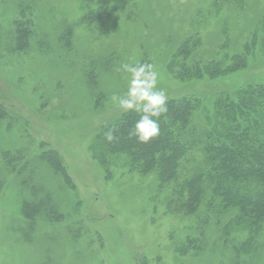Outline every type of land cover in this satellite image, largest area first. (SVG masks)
Listing matches in <instances>:
<instances>
[{"label":"rangeland","instance_id":"rangeland-1","mask_svg":"<svg viewBox=\"0 0 264 264\" xmlns=\"http://www.w3.org/2000/svg\"><path fill=\"white\" fill-rule=\"evenodd\" d=\"M83 4L0 0V264H264V230L237 259L224 224L168 208L173 183L160 189L156 172L101 151L125 114L113 101L127 91L123 63H154L168 100L209 95L220 79L180 80L169 73L174 57L228 67L249 45L247 66L224 77L264 83V0H126L113 20L90 24ZM204 159L192 151L180 181Z\"/></svg>","mask_w":264,"mask_h":264},{"label":"trees","instance_id":"trees-1","mask_svg":"<svg viewBox=\"0 0 264 264\" xmlns=\"http://www.w3.org/2000/svg\"><path fill=\"white\" fill-rule=\"evenodd\" d=\"M83 1V22L88 24L113 20L114 14L128 5L126 0ZM95 1L98 6L90 5ZM261 23L260 49L264 52V16ZM24 27L16 23L14 41L19 49L26 44ZM188 40L179 50L181 57L189 55ZM250 49L246 45L243 52H237L228 67L221 60L187 63L175 56L168 67L171 75L197 83L204 78L220 79L218 90L169 99L168 111L159 119L160 135L146 144L130 135L139 116L134 111L125 113L109 126L116 129V138L109 142L104 136L101 148L102 155H127L131 165L142 168L144 175L156 172L160 189L168 190L165 186L173 183L169 209L188 217L200 212L224 224L223 239L231 244L237 259L250 254L253 242L264 230V83L249 79L236 87L224 77L247 66ZM6 107L0 101V120L8 116ZM194 150L205 156L204 165L199 163L189 178L180 181L179 171ZM56 158L52 155L49 161ZM105 159L100 157L101 162ZM52 164L67 175L57 160Z\"/></svg>","mask_w":264,"mask_h":264},{"label":"clouds","instance_id":"clouds-1","mask_svg":"<svg viewBox=\"0 0 264 264\" xmlns=\"http://www.w3.org/2000/svg\"><path fill=\"white\" fill-rule=\"evenodd\" d=\"M122 72L128 74L127 91L113 96V101L123 112H135L137 119L130 129L140 143H149L160 135V117L168 111V96L164 89L157 86L160 73L154 63H123ZM115 128L104 134L111 142L116 137Z\"/></svg>","mask_w":264,"mask_h":264}]
</instances>
